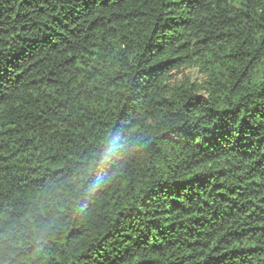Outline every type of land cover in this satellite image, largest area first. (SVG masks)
<instances>
[{
	"label": "trees",
	"instance_id": "obj_1",
	"mask_svg": "<svg viewBox=\"0 0 264 264\" xmlns=\"http://www.w3.org/2000/svg\"><path fill=\"white\" fill-rule=\"evenodd\" d=\"M0 264H264V0H0Z\"/></svg>",
	"mask_w": 264,
	"mask_h": 264
},
{
	"label": "rangeland",
	"instance_id": "obj_2",
	"mask_svg": "<svg viewBox=\"0 0 264 264\" xmlns=\"http://www.w3.org/2000/svg\"><path fill=\"white\" fill-rule=\"evenodd\" d=\"M182 71H183V73H187V74L190 73V75L192 76V78H195L197 80H201L202 79L201 76H200V74H198V73L189 71L188 69H183Z\"/></svg>",
	"mask_w": 264,
	"mask_h": 264
}]
</instances>
